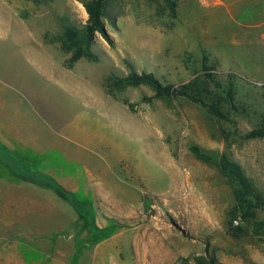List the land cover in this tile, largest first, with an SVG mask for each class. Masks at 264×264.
Segmentation results:
<instances>
[{"label":"rangeland","instance_id":"rangeland-1","mask_svg":"<svg viewBox=\"0 0 264 264\" xmlns=\"http://www.w3.org/2000/svg\"><path fill=\"white\" fill-rule=\"evenodd\" d=\"M82 1L0 0V60L10 62L0 69L32 88L37 81L13 54L53 61L93 110L87 116L77 110L91 166L51 155L50 168L77 174L109 196L118 183L138 200L141 194L140 203L128 213L93 202L97 227L114 230L93 244L98 235L70 204L59 199L38 211L32 203L41 197L29 195L32 209L8 212L2 190L0 264H197L199 257L264 264V205L231 225L236 203L215 164L230 154L264 194V139L246 138L264 116V1L110 0L117 15L115 26L107 22L113 44L97 35L91 52L99 60L71 63L62 34L67 24L86 23ZM132 71L154 73L175 89L189 85L229 121L187 98L156 97L147 85L122 81ZM194 147L213 163L200 160ZM8 159L0 148V165L16 170L18 161Z\"/></svg>","mask_w":264,"mask_h":264},{"label":"crops","instance_id":"crops-1","mask_svg":"<svg viewBox=\"0 0 264 264\" xmlns=\"http://www.w3.org/2000/svg\"><path fill=\"white\" fill-rule=\"evenodd\" d=\"M13 57L37 81V85L27 87L26 78L19 75L10 78L0 69V148L7 154L8 161L14 159L32 166L54 178L67 190L75 194L83 192L85 197L91 196L90 201L100 202L116 211L132 212L140 203L141 194L138 200L133 191L112 182L113 194L109 196L110 192L87 179L84 181L77 174L67 175L62 168H50L48 157L51 155L60 156L74 166H91L86 155L90 143L86 139V130L77 121V110L87 116L93 108L77 94L74 87L64 82L60 68L53 61H31L28 54L21 50ZM9 63L8 59L0 60L1 65L9 67ZM57 173L62 176L58 177ZM2 190L8 193V212L28 211L32 209L28 207L32 204L38 206L34 210H43L46 204L56 205L59 199L69 204L54 190L17 177L9 166L7 169L0 165V195ZM29 195L41 197V200L31 204Z\"/></svg>","mask_w":264,"mask_h":264},{"label":"trees","instance_id":"trees-1","mask_svg":"<svg viewBox=\"0 0 264 264\" xmlns=\"http://www.w3.org/2000/svg\"><path fill=\"white\" fill-rule=\"evenodd\" d=\"M83 5L87 11L88 19L82 28H77L67 24L64 27L62 34L64 40V48L72 53L70 62L82 57L90 60L98 61L99 57L91 52L92 45L95 44L97 35H101L108 43L113 44V40L107 32V22L111 25H116L117 15L114 14L113 5L110 0H83ZM206 68V78L213 83H216L215 74L210 72L209 67ZM122 81L131 85L144 84L151 87L156 94V97H171L177 95L184 97L193 103L199 104L209 111L216 118L229 121L226 115L218 104H213L205 101L201 97L196 96L191 91L189 85L175 89L174 85L164 84L154 73L132 71ZM217 85H219L217 83ZM234 82H230L228 93L231 94L234 89ZM231 97V96H230ZM247 139H264V116L261 117L258 127L252 129L246 135ZM195 155L203 162L212 164L213 159L203 153L200 148H192ZM22 163V162H21ZM221 174L226 179L229 188L232 192L236 206L231 212L230 224L239 218V216H247L253 214V210L264 205V194L254 184L252 179L247 175L243 166L236 161L230 154H224L215 163ZM9 166V165H8ZM12 173L22 179H25L34 184L50 188L62 199L67 201L78 213L85 228L94 231L98 238L93 241V244L107 239L111 233V229H99L95 223V207L93 201L83 199L77 194L67 190L59 184L51 176L42 173L32 166L20 164L18 161L16 170L10 165ZM114 226L117 223L114 220L110 221ZM118 227V226H117ZM79 250V248H78ZM197 264H209L206 257H199ZM211 264H217L215 259H211Z\"/></svg>","mask_w":264,"mask_h":264}]
</instances>
